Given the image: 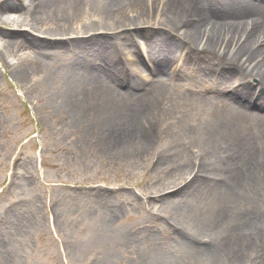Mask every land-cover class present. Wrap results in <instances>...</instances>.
I'll return each instance as SVG.
<instances>
[{
  "label": "rangeland",
  "instance_id": "rangeland-1",
  "mask_svg": "<svg viewBox=\"0 0 264 264\" xmlns=\"http://www.w3.org/2000/svg\"><path fill=\"white\" fill-rule=\"evenodd\" d=\"M31 1L0 0V10L7 8L0 20V264H264V184L249 187L256 207H248L250 196L244 200L238 190L229 199L225 194L231 189L226 173L239 167L236 156L246 162L248 152L258 151L263 154L252 161L264 166V139L239 115L243 109L234 110L227 96L215 93L223 81L217 62L210 75L198 71L196 61L208 51H193L187 61L171 52L172 71L162 77L165 100L153 104L152 120L139 121L141 113L133 117L143 131L150 128V150L116 154L122 141L138 137L121 133L116 151L102 152L90 120L84 125L73 120L75 113L66 103L72 89L63 86L68 74L45 80V70L33 64L39 58L13 43L48 38L6 20L22 21L26 11L34 10ZM145 1L125 0V9L104 19L108 26L103 32L81 34L80 27L101 19L104 7L92 2L82 8L70 36L60 35L61 41L81 44L56 52L62 59L76 54L74 60L92 72L82 74V84L95 72L77 50L101 48L109 41L122 64L137 60L149 69L148 48L156 40L165 36L176 43L153 25L158 21H150ZM124 22L135 26L119 28ZM27 57L31 66L25 64ZM20 64L33 71L27 87L10 75ZM229 67L240 72L238 64ZM138 69L143 71L133 64L131 71ZM140 75L132 90L137 96L143 95L139 87L147 73ZM230 76L225 94L242 80ZM105 82L104 99L128 89L119 81ZM259 116L264 122V109ZM228 234L233 248L220 245Z\"/></svg>",
  "mask_w": 264,
  "mask_h": 264
},
{
  "label": "bare ground",
  "instance_id": "bare-ground-1",
  "mask_svg": "<svg viewBox=\"0 0 264 264\" xmlns=\"http://www.w3.org/2000/svg\"><path fill=\"white\" fill-rule=\"evenodd\" d=\"M135 1L141 4L144 2V0ZM92 2L104 7V9L102 7L100 9L101 19L96 21V25L92 24L84 29L83 26L80 27V30H85H79L81 34L90 33L92 35L99 30L103 32L105 26H108L104 19L110 18L114 13L128 6L125 0H33L29 5L31 9H34L33 12L26 11L22 21L6 20L16 29L25 27L23 30L28 28V31L48 37L44 40L26 38L24 42L19 40L13 43L39 58L35 59L36 63L33 64L37 70H45V80L59 72H63L64 75L68 74V79L63 86L72 89L70 93L72 98H68L66 103L75 113L73 120L77 125H84L83 120H90L92 126H89L96 133L95 145L102 152L103 150L116 151L115 142L122 140L119 138L121 133L124 136L130 133L129 135L134 134L138 137L136 140H131V137L128 138V136V139L120 143L116 154H122V156L126 154L125 156H127L133 151L135 153V150L140 152L143 149H149L151 130L147 128L143 131L137 127L133 117L141 113L138 116L139 121L141 119L146 122L152 120L151 118L154 116L153 104L165 100L167 92L162 86V77L168 71H172L173 54L171 52L174 50L180 59L184 58L186 61L188 54L193 51H208L200 61H196L198 62V71L210 75L216 68L214 62H217L222 69L220 77L223 81L215 93L227 96V100L237 106L233 108L234 110L243 109L244 111L239 115L256 129L258 138L264 139V122L259 116L260 111L264 109V2L257 6L249 0H146L144 7L146 10H151L150 12L146 11L147 16L151 14L150 21H158L153 25L175 38L176 43L169 41L165 36L156 40L148 48L149 59L153 65L149 69H144L146 64L139 63L137 60L126 59L127 63L122 64L118 60L117 53H113L109 49V41L102 42L101 48L86 46V50H77V53L81 57L83 56L82 60L89 61L90 67L95 72V74L89 75L88 83L85 85L81 83L80 79L86 70L89 74L87 66L74 60L76 54H70L67 59H62L56 50L81 45L79 42H71L69 39L61 41L60 35L70 36L72 24L79 20L82 8ZM18 7H22V5ZM15 8L12 6V9ZM3 9L0 10V20L3 17V12H7L5 6ZM46 22L50 26L44 28L43 25ZM126 24L128 23L124 22L119 28L135 26L130 23ZM138 25L144 24L139 22ZM174 44H177L180 49ZM8 46L5 44L4 50H7ZM3 52L5 56L6 51ZM193 59L197 60L191 58L189 62L194 63ZM91 61L96 64H92ZM145 63L149 65L148 60ZM232 63L240 65V72L229 67ZM25 64L31 66L32 60L27 57ZM133 64L143 71L141 72L139 69L131 71ZM243 65H247L244 67L245 70ZM32 72L31 67L20 64L11 69L10 75L27 87V76ZM145 72L147 73L146 80L142 81L143 85L139 87L142 89L143 95L137 96L133 94L132 90H136V83L142 79L140 74ZM230 73L236 74L242 80L236 81V88L225 94L223 87L232 83L230 82ZM246 78H252L253 85H246ZM105 81H119L128 89L123 94L109 95L107 99H104L105 97L101 96H104L108 91ZM220 101L223 102L222 98ZM250 110H252L251 113L248 112ZM251 139L248 142H251ZM248 153L245 155L246 162H244L243 156H236L239 167L226 173L231 189L225 190V194L229 199L234 197L235 191L238 190L237 195H242V199L246 200L245 196H250L246 205L251 208L256 207L254 205L256 194L254 189H249V187L251 184H264V166H258L254 162L258 158V154L263 153H258L255 150ZM202 166L203 164L198 165L197 172L201 171ZM233 192L235 193L233 194ZM177 194L179 192L172 196ZM167 197L171 198V196ZM246 222H250V216H247ZM239 223L240 221L237 220L234 227L237 228ZM219 242H221L220 245L226 244L231 248L234 247L233 239L229 238V234L228 236L222 235ZM229 246L226 247V250L230 249ZM210 255L212 256L213 253L211 252Z\"/></svg>",
  "mask_w": 264,
  "mask_h": 264
}]
</instances>
